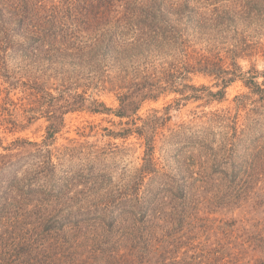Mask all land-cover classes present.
Returning <instances> with one entry per match:
<instances>
[{"label":"trees","instance_id":"trees-1","mask_svg":"<svg viewBox=\"0 0 264 264\" xmlns=\"http://www.w3.org/2000/svg\"><path fill=\"white\" fill-rule=\"evenodd\" d=\"M260 30L264 0H0V77L28 93L29 124L47 122L41 143L17 139L4 147L0 140V264H254L235 247L197 248L180 234L192 209L191 181L215 182L218 176L242 188L259 175V146L251 153L254 145L248 147L245 157L240 147L246 131L233 121L222 154L201 141L204 161L197 171L184 163L185 175L178 178L154 164L151 134L160 118L150 116L141 126L142 119L134 118L146 102L170 93L222 100L239 79L253 97L250 112L264 113L258 76L236 63L238 51L253 50L248 42ZM221 53L231 59L229 66ZM9 58L20 69L14 83ZM198 74L214 78L220 90L190 85V75ZM50 80L61 83L56 95L47 87ZM81 81L86 88L111 85L119 107L78 93ZM244 98L237 97L239 107ZM79 111L128 119L131 129L121 136L145 140V164L97 201L69 196L71 178L57 176L49 150L66 115Z\"/></svg>","mask_w":264,"mask_h":264},{"label":"rangeland","instance_id":"rangeland-1","mask_svg":"<svg viewBox=\"0 0 264 264\" xmlns=\"http://www.w3.org/2000/svg\"><path fill=\"white\" fill-rule=\"evenodd\" d=\"M252 36L248 44L255 47L244 53L238 51L236 63L243 73H255L257 81L264 87V30ZM220 56L229 66L231 59L226 58L225 53ZM9 67L11 74L17 77L12 80L14 83L20 79V74H15L20 70L17 61L9 58ZM190 78V85L207 87L213 92L220 90L215 87L217 81L214 78L200 74L190 75ZM59 84L50 80L47 87L53 88L51 92L56 95L54 89ZM84 85L85 81H81L74 87L78 88V93L87 92L86 96L91 100L105 103L114 110L119 107V92L111 85L99 83L87 88ZM0 89L6 90L0 93V140L3 146L8 147L17 139L41 143L47 122L44 118L30 124L26 120L29 114L25 111L31 107L28 93L23 92L21 85L11 86L1 77ZM240 96H245L244 107H239L237 97ZM252 99L250 89L239 79L226 89L222 100L207 97L185 100L180 94L170 93L157 101L146 102L134 120L141 118L142 121H137L141 126L150 116L160 118L151 134L155 140L154 164L161 173L178 178V175H185L184 163L197 171L199 161H204L207 151L201 150L198 143L206 141L214 154L221 155L227 139L232 137V122L237 121L238 127L245 129L241 138L246 142L240 149L245 155L251 145L254 146L247 150L249 153L255 145L259 146L256 150L262 157V163L258 164L259 175L239 189V185L221 182L218 176L212 177L215 182L191 181L189 203L192 209L188 211L189 218L180 236L186 233L187 243L191 242L197 248H214L217 243L235 247L245 262L261 264L264 262V113L250 112ZM167 107L170 110L165 112ZM126 129H131L128 119H119L113 114L79 111L66 115L65 127L49 150L57 166V176L71 178L70 197L97 201L103 198L106 189L128 183L145 164V140L137 134L121 136ZM185 142L192 145L184 146ZM152 177L155 181L160 179L159 176Z\"/></svg>","mask_w":264,"mask_h":264}]
</instances>
